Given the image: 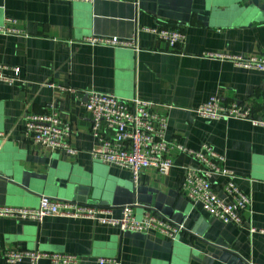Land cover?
<instances>
[{
    "label": "crops",
    "instance_id": "0c3cea01",
    "mask_svg": "<svg viewBox=\"0 0 264 264\" xmlns=\"http://www.w3.org/2000/svg\"><path fill=\"white\" fill-rule=\"evenodd\" d=\"M3 25L17 31L0 32V63L18 66L21 79L0 82V206L36 207L46 195L108 208L113 217L131 207L138 218L149 212L183 228L172 239L156 230L121 232L87 218L0 217V264H9L7 249L75 254L78 264H264V127L195 112L215 95L249 105L254 117L264 115V71L206 56L264 57V0H0ZM156 26L179 29L183 43L170 48L144 30ZM112 36L134 38L137 47L86 40ZM88 90L149 100L167 119V140L192 149L206 144L222 155V165L250 198L243 224L223 223L180 193L185 168L199 167L183 152H169L168 174L144 168L136 178L93 160L89 150L97 140L83 106ZM49 104L70 124L73 155L23 138L24 116ZM211 182L223 197L224 176Z\"/></svg>",
    "mask_w": 264,
    "mask_h": 264
},
{
    "label": "built area",
    "instance_id": "2783aa9c",
    "mask_svg": "<svg viewBox=\"0 0 264 264\" xmlns=\"http://www.w3.org/2000/svg\"><path fill=\"white\" fill-rule=\"evenodd\" d=\"M5 23L13 24L7 18ZM157 38L166 42L170 48L180 46L184 34L179 29L163 26L145 27ZM15 28L3 25L0 32H16ZM90 44H106L136 49L135 39L122 40L112 37H88ZM206 56L229 58L236 65L264 71L263 56H229L219 53H207ZM20 68L0 63V82L12 84L20 81ZM59 91L75 92L73 88L56 86ZM90 115V132L96 138V144L89 150L93 160L128 169L134 178L140 170L153 168L159 174L166 175L172 167V159L168 156L172 150L183 152L192 157L199 167L185 168L179 191L191 202H199L203 209L219 221L241 226L244 222L243 212L250 204V198L236 184L232 172L225 168L223 156L210 146L203 145L199 149L184 146L176 140L166 139L167 119L158 113L154 104L137 96L121 99L111 93L88 90L83 103ZM195 112L207 119L235 118L248 120L254 126L264 127V115L252 116L251 107L236 102H223L212 95L195 108ZM102 128V129H101ZM109 132L110 135H107ZM23 138L33 146L50 152L64 151L75 154L70 145V124L60 117L59 111L49 104L41 113H28L23 118ZM215 175L224 176L223 197L218 196L212 186L211 179ZM47 215L87 218L99 223L116 226L119 231L157 232L174 239L183 226L174 223L170 218L145 213L141 217L133 214L131 207H123L118 217L110 215V209L41 195L36 207L0 206V217H11L40 221ZM250 231L256 229L250 227ZM263 232V230H258ZM9 264L27 258L31 264L44 257L49 264H78L75 254L45 253L39 250L7 249L3 252ZM106 260H100L103 262Z\"/></svg>",
    "mask_w": 264,
    "mask_h": 264
}]
</instances>
